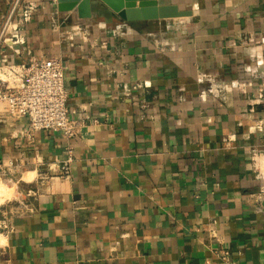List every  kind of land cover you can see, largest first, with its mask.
Wrapping results in <instances>:
<instances>
[{"label": "crops", "instance_id": "obj_1", "mask_svg": "<svg viewBox=\"0 0 264 264\" xmlns=\"http://www.w3.org/2000/svg\"><path fill=\"white\" fill-rule=\"evenodd\" d=\"M156 1L190 15L42 0L20 25L0 61L59 57L78 133L29 141L27 119L0 117V166L38 189L0 264H264V0Z\"/></svg>", "mask_w": 264, "mask_h": 264}, {"label": "built area", "instance_id": "obj_2", "mask_svg": "<svg viewBox=\"0 0 264 264\" xmlns=\"http://www.w3.org/2000/svg\"><path fill=\"white\" fill-rule=\"evenodd\" d=\"M42 0H12L10 8L0 27V59L9 52L20 55L26 36L20 25L29 23L34 11ZM67 91L63 78L62 61L53 56L40 59L33 55L25 61L10 63L0 61V117L7 119H27V126L22 131L27 140H32L39 131L61 132L67 139L76 137L78 127L75 121L68 118ZM73 154L69 148L67 157L60 163V171L69 172ZM19 163L10 161L0 166V183L15 186L18 184L12 177V171L19 170ZM46 176L42 175L44 182ZM16 196L0 203V248L4 247L12 230V220L33 211L29 199L38 194V189L18 193ZM212 240L218 239L215 229H208ZM220 243V242H218ZM220 249L217 255L227 261V253Z\"/></svg>", "mask_w": 264, "mask_h": 264}, {"label": "water", "instance_id": "obj_3", "mask_svg": "<svg viewBox=\"0 0 264 264\" xmlns=\"http://www.w3.org/2000/svg\"><path fill=\"white\" fill-rule=\"evenodd\" d=\"M68 1L70 5L60 9L70 10L75 6L79 9L88 8L90 3L102 4L112 12L116 13L125 21L166 19L175 17H185L190 15L188 11H180L174 5H158L156 0H58Z\"/></svg>", "mask_w": 264, "mask_h": 264}, {"label": "bare ground", "instance_id": "obj_4", "mask_svg": "<svg viewBox=\"0 0 264 264\" xmlns=\"http://www.w3.org/2000/svg\"><path fill=\"white\" fill-rule=\"evenodd\" d=\"M25 179L30 180L32 179V177L30 176V174H27ZM13 193L16 195V192L12 190V186H9V184H6V183H0V200H2V197H5V196L12 198Z\"/></svg>", "mask_w": 264, "mask_h": 264}, {"label": "rangeland", "instance_id": "obj_5", "mask_svg": "<svg viewBox=\"0 0 264 264\" xmlns=\"http://www.w3.org/2000/svg\"><path fill=\"white\" fill-rule=\"evenodd\" d=\"M12 177L17 181L16 177H14V176H12ZM14 187H16L17 192L20 193V189L21 188L19 187V185L17 184ZM14 187L12 186V190L13 191H15V188ZM21 193L25 194V191H22ZM12 196L15 197L16 195L13 193ZM5 197H6V199H10V197H8V196H5ZM5 197H2V200H0V203L3 202L4 200H6Z\"/></svg>", "mask_w": 264, "mask_h": 264}]
</instances>
